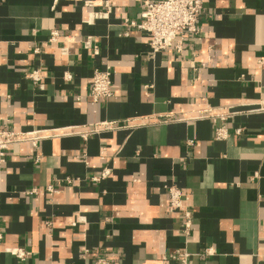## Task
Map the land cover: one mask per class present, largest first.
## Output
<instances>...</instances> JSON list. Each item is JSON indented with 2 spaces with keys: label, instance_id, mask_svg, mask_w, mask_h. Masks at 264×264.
Masks as SVG:
<instances>
[{
  "label": "crops",
  "instance_id": "obj_1",
  "mask_svg": "<svg viewBox=\"0 0 264 264\" xmlns=\"http://www.w3.org/2000/svg\"><path fill=\"white\" fill-rule=\"evenodd\" d=\"M85 1L0 0V128L43 135L0 163V264H178L179 248L189 264H264V0H203L198 33L154 55L122 25L143 0ZM105 67L113 92L94 102ZM169 183L191 209L187 236Z\"/></svg>",
  "mask_w": 264,
  "mask_h": 264
},
{
  "label": "built area",
  "instance_id": "obj_2",
  "mask_svg": "<svg viewBox=\"0 0 264 264\" xmlns=\"http://www.w3.org/2000/svg\"><path fill=\"white\" fill-rule=\"evenodd\" d=\"M86 5L93 6L91 0L85 1ZM107 6V2H104ZM203 6V0H143V9L139 15V20L124 19L122 25L136 29L144 33L148 37L149 52L154 55L162 50L173 47L179 52L182 48V38L185 33H198V21L200 12ZM97 16L94 11L89 12L87 22L92 21L93 17ZM125 35L127 32L124 33ZM47 41L54 43L61 41V52L66 53V44L70 41L68 35H60L58 31L51 30ZM85 48L92 49L94 54L98 53V49L91 43L89 39L83 41ZM34 53H38V47L33 49ZM263 62V59H260ZM25 77L38 88H42L45 82V76L39 67H33L25 72ZM64 79L68 80L71 75L64 73ZM113 92V82L111 71L108 67L103 69H94L91 75L90 87L88 95L94 101L102 98H108ZM223 117V114H219ZM97 126L103 129L119 127V123L101 121ZM96 125L90 128L87 132L97 131ZM239 133V129L236 130ZM85 135V134H84ZM225 136L224 128L220 127L216 130V138L220 139ZM43 135L39 132L29 133L23 131H15L13 129L2 126L0 128V163L5 161L7 150L10 146L22 141H29L33 145L41 139ZM167 194L168 210L170 212H178L182 216L180 223L182 233L187 236L191 226V209L184 203V194L174 183H169L165 186ZM3 237L2 229L0 228V241ZM16 257H23L24 251L20 248L11 251ZM204 255L213 254L211 249H205ZM190 253L184 249H176L173 253L167 255V258L177 261L178 264H189L188 260ZM93 264H110L109 260L103 257H98Z\"/></svg>",
  "mask_w": 264,
  "mask_h": 264
}]
</instances>
